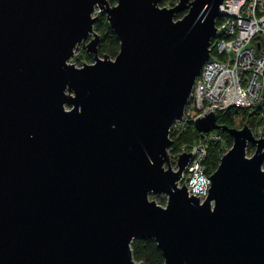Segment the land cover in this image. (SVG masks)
Returning a JSON list of instances; mask_svg holds the SVG:
<instances>
[{
  "label": "water",
  "instance_id": "obj_1",
  "mask_svg": "<svg viewBox=\"0 0 264 264\" xmlns=\"http://www.w3.org/2000/svg\"><path fill=\"white\" fill-rule=\"evenodd\" d=\"M223 2L0 0V264H142L138 238L164 264H264V138L211 112L193 122L232 139L203 203L177 185L192 154L170 163ZM96 10L114 60L98 56ZM86 40L93 63L77 68Z\"/></svg>",
  "mask_w": 264,
  "mask_h": 264
},
{
  "label": "built area",
  "instance_id": "obj_2",
  "mask_svg": "<svg viewBox=\"0 0 264 264\" xmlns=\"http://www.w3.org/2000/svg\"><path fill=\"white\" fill-rule=\"evenodd\" d=\"M221 17L216 20V37L210 58L196 78L192 104L176 119L170 134L182 133L193 122L208 115H223L232 108L247 110L259 103L264 93V0H224ZM264 117V111L261 114ZM194 119V120H193ZM177 130V131H176ZM259 130L256 138H261ZM221 140L219 131L201 135L190 148L182 147L170 155L173 171L178 156L191 153L189 163L177 183L189 197L203 203L211 182L204 165L208 147Z\"/></svg>",
  "mask_w": 264,
  "mask_h": 264
},
{
  "label": "trees",
  "instance_id": "obj_3",
  "mask_svg": "<svg viewBox=\"0 0 264 264\" xmlns=\"http://www.w3.org/2000/svg\"><path fill=\"white\" fill-rule=\"evenodd\" d=\"M116 0H108L109 3L114 4ZM177 4V0H160V8H172ZM186 12H181L176 15V20L181 19ZM93 31L99 37L97 45V52L100 58L107 56L111 60L117 56L119 52V40L111 30L106 16L104 14L98 15L93 25ZM80 57V58H79ZM74 59L75 63L80 64L82 60L91 62L93 57L88 54L86 50H80V56ZM81 60V61H80ZM264 111V93L262 94L261 101L247 110L232 108L223 115H217V123L220 126L227 128H234L236 120L241 119L245 125L252 130L253 134L257 136L258 131L260 137L264 138V117L261 114ZM221 140L212 142L208 147V154L205 159L204 165L208 174H212L218 167L221 157L232 146V139L224 131H219ZM201 138V134L196 131L193 124H190L185 131L179 134H170L172 145L169 149V154L178 153L181 147L190 148ZM254 148L248 147V153H253ZM158 201V204L163 205L164 198L151 197ZM131 254L134 261L142 264H164L163 256L157 248L155 241L134 239L131 243Z\"/></svg>",
  "mask_w": 264,
  "mask_h": 264
},
{
  "label": "rangeland",
  "instance_id": "obj_4",
  "mask_svg": "<svg viewBox=\"0 0 264 264\" xmlns=\"http://www.w3.org/2000/svg\"><path fill=\"white\" fill-rule=\"evenodd\" d=\"M108 1V0H107ZM116 3H117V0L115 1V3L114 4H112V3H109L110 4V6H114V5H116ZM98 15V12H97V10H96V12L94 13V16H97ZM89 39H92V37H90ZM88 42H89V40H86V41H84L83 42V44L80 46V48H79V50L74 54V57H72V59L69 61V63L70 64H73V65H75L77 68H79V67H82L83 65H82V63H84V64H92L93 63V59H92V61L91 62H87V61H84V60H80L81 61V63L80 64H78V63H75V60L74 59H76V58H78L79 56H80V50L82 49V50H85V46L88 44ZM91 55V54H90ZM93 57V56H92ZM80 58V57H79ZM194 120V119H193ZM245 125V123L244 122H242V120L239 118V119H237L236 120V126L234 127V128H236V129H241L243 126ZM247 126V125H246ZM177 131V130H176ZM252 131V130H251ZM174 134H179V133H174ZM201 135H203V134H201ZM182 148V147H181ZM228 151V150H227ZM226 151V152H227ZM225 152V153H226ZM224 153V154H225ZM207 154H208V152H207ZM223 154V155H224ZM250 155V154H249ZM263 170H264V166H263V168H262ZM157 198H164L165 199V201H164V204L163 205H160V204H158V201L157 200H154V199H152L151 197H150V200H154V201H156V203L159 205V206H161V207H165V204H166V197L164 196V195H162V196H160V197H157Z\"/></svg>",
  "mask_w": 264,
  "mask_h": 264
},
{
  "label": "bare ground",
  "instance_id": "obj_5",
  "mask_svg": "<svg viewBox=\"0 0 264 264\" xmlns=\"http://www.w3.org/2000/svg\"><path fill=\"white\" fill-rule=\"evenodd\" d=\"M192 102H193V100H192V96L190 95V97H189V99H188V102H187V105H186V107L185 108H188V106L190 105V104H192ZM171 127H172V125H171ZM170 127V128H171ZM170 131V130H169Z\"/></svg>",
  "mask_w": 264,
  "mask_h": 264
}]
</instances>
